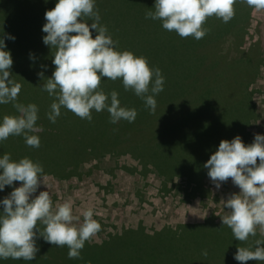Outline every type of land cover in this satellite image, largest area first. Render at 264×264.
Wrapping results in <instances>:
<instances>
[{"label":"clouds","instance_id":"obj_1","mask_svg":"<svg viewBox=\"0 0 264 264\" xmlns=\"http://www.w3.org/2000/svg\"><path fill=\"white\" fill-rule=\"evenodd\" d=\"M236 2L154 0L153 10L147 11L145 18L159 20L163 29L181 38L200 40L207 34L205 21L214 16L228 23L235 15ZM240 2L264 10V0ZM95 3L96 0H56L55 6L45 12L42 32L46 35L42 39L52 51L55 68L42 90L54 97L47 114L52 123L61 115V108L89 122L93 110H106L112 124L121 120L134 122L137 111L121 106L116 91L105 94L100 90L102 78L121 80L124 89L143 99L152 113L157 109L155 96L164 90V76L158 67H150L144 56L116 47L107 26L100 23ZM5 39L15 40V36L0 35V105L12 103L16 114L0 117V142L22 136L27 146L38 148L37 133L42 131L36 123L39 109L34 103L17 102L21 84L10 78L13 60ZM38 75L43 77V72ZM203 166L217 189L229 178L239 188L224 201L223 207L230 214L220 216L222 225L228 226L240 242L256 236L257 227L264 229V135L255 134L247 145L239 135L230 141L221 140ZM14 182H20L19 186L12 187ZM41 185L46 190L33 195ZM5 186L12 187V191L0 199V259L34 260L39 251L37 234L53 246H66L69 259H80L85 243L101 230L93 209L85 210L81 220L73 214L71 202L54 205L44 183L43 166L27 156L16 160L9 153L0 155V191ZM202 254L207 256V251ZM234 259L241 264L250 260L264 262V238L255 240L254 247H238Z\"/></svg>","mask_w":264,"mask_h":264},{"label":"rangeland","instance_id":"obj_2","mask_svg":"<svg viewBox=\"0 0 264 264\" xmlns=\"http://www.w3.org/2000/svg\"><path fill=\"white\" fill-rule=\"evenodd\" d=\"M119 1L99 0L100 4L95 5V8L99 11L100 23L107 26L113 40L117 42L116 47L121 51L127 50L126 47H129V43L121 39L120 36L133 37L134 39L145 38L141 44H136L135 50L129 51L137 56L146 57L149 66L158 67L163 74L164 68L171 65L168 50L173 46L164 42L173 38L174 32L163 29L159 20L147 19L146 24L142 26L145 33H141L132 24V16L129 14L122 17V24L113 22L108 10L113 9ZM238 1L240 0L234 4L235 11H239ZM55 3L56 0H47V2L45 0H0V13L11 23L13 30L24 37L23 33H28L32 28H42L46 22L44 18L46 10L53 8ZM103 4L105 5L104 8H102ZM153 6L154 0H149L146 4H139L136 8L139 11V17L147 11L153 10ZM241 6L240 12L247 16L242 23L231 28L234 23L228 26L220 19L219 23L213 20L210 28L207 27V34L199 40L200 42L192 38L194 42H189V45L197 48L202 47L208 52L212 62H218V65L213 66L211 71L205 73L208 78L199 80L196 89L200 91L211 86L212 91L214 90L213 93L216 94L218 88L213 85L218 79L216 74L219 75V80L225 81V77H228L226 81L229 89H219V99L225 102L232 101L238 95V88L241 85L240 79L237 82L233 79L237 73L228 69L230 61H234L237 66L239 65L241 72H245L246 75L252 71V59L258 61L255 67L256 73L254 72L245 89V93L250 96V103L254 106L253 115L243 128L245 134L242 141L247 145L253 142L255 134L264 135V17L262 19L264 10L250 8V11L244 14L247 5L243 3ZM87 22L91 23L90 20ZM90 31L92 30L90 29ZM218 32L223 33V35L214 42L215 46L213 43L210 45L206 41V36L210 39ZM94 36L95 32H93ZM38 39L37 32H35L26 42L29 44L34 41L36 46L42 48L43 41L40 39L38 42ZM237 47L250 57V62L245 63L242 67L240 64L244 61L245 56L238 53ZM45 52H47L46 55L48 54L47 56L43 55L45 67L54 70L53 54L49 46H46ZM210 59L206 58L205 65H200V74L210 64ZM169 73L167 76L170 75ZM168 79L175 80V74L172 73ZM193 91L195 89H189L185 94L196 95L197 92ZM178 98L181 100L180 98H184V95ZM186 99L190 100L189 97ZM183 100L188 104L185 99ZM195 100L199 102L197 97ZM164 101H158L157 108L167 110L168 105ZM178 103L180 104V102ZM169 112L174 113V110ZM244 118L238 108L227 110L215 123L199 129L198 134L193 137L198 139L197 142L195 140L196 145L194 144L184 150H187L190 158L194 154L198 157L210 156L209 153L213 152L211 150L213 142L220 143L234 131L239 130L241 127L239 122ZM134 155L131 152L115 154L111 151L99 154V156L90 153L75 170L69 167L67 170L72 171L65 178H61L60 173L44 172V183L47 185V191H49L54 205L65 201L71 202L73 214L81 220L85 210L93 209L94 219L100 223L101 230L86 243L98 245L128 230L140 229L149 236L162 230L178 233L184 226H226L222 225L221 217L230 213L228 209L223 207L224 201L231 194L239 192V188L232 183L231 178L217 189L207 172L202 179L204 191H196L194 196L187 198L185 193L187 186L182 177L177 176L172 182H165L164 175L159 174L153 167H143L141 161ZM171 161L169 164H177L173 160ZM189 163L191 162L189 161ZM19 183L14 182L12 187H18ZM12 187L8 191H0V199L7 196L12 191ZM193 187L191 184L187 189ZM43 190H46L45 185H41L37 193L33 195H38L39 191ZM40 227L43 230V226ZM256 231L257 235L250 236L252 239L245 242H240L233 237H224L221 240L218 238V240L210 243H203V246L209 247L211 251L221 255L237 250L238 247H251L254 246L255 240L264 238L262 236L264 229L257 227ZM186 235L188 234H183L180 237L186 238ZM173 239L177 240L174 236ZM177 243V247L178 245L187 247V244H179V240ZM36 245L39 249L36 256L45 257L44 264H101L103 257H106L103 262L110 264H167L173 258L172 255L166 254L167 258L158 261L157 256L161 253L157 251L141 254L135 248L140 244L131 238L115 243L110 249H105L101 255L89 252L94 255L90 256L88 251L82 249L80 259H69L66 246L63 247V250L66 251L64 256L54 250L53 245L44 240L42 243L41 240L36 239ZM0 261V264H23L24 262L23 260L12 259H0ZM203 264L218 263L203 262ZM219 264H241V262L229 259V262L221 261ZM246 264H258V262L250 260ZM259 264H264V262H259Z\"/></svg>","mask_w":264,"mask_h":264},{"label":"trees","instance_id":"obj_3","mask_svg":"<svg viewBox=\"0 0 264 264\" xmlns=\"http://www.w3.org/2000/svg\"><path fill=\"white\" fill-rule=\"evenodd\" d=\"M148 1L120 0L113 9L108 10L111 14V20L122 24V17L129 14L132 16V24L137 27V30L145 33L142 26L146 24L147 19L145 14L139 17V11L136 8L139 4H146ZM238 3L239 11L236 10L231 22L227 23L228 26L234 23L231 28L239 25L247 18L246 15H242L240 12L243 3L240 1ZM98 4L100 2L96 0L95 5L98 6ZM104 6L103 4L102 8ZM250 8L247 5L244 14L250 11ZM263 17L264 14L262 19ZM213 20L216 23L220 22L218 18L213 16L205 21L203 27L205 29L207 27L210 28ZM0 29H2L0 35L6 33L15 36V40L5 39V44L13 60L10 78L21 84L17 102L23 104L34 103L38 106V120L36 123L42 129V131L37 133L40 138V146L38 148L27 146L22 136H10L7 140L0 142V155L9 153L16 160L27 156L33 161L39 162L43 166L44 172L60 173L61 178L69 176L72 170L67 169L70 167L75 170L90 153L99 156V154L107 151L115 154L131 152L133 155L135 154V158L141 161L143 167H153L159 174L164 175L165 182H172L174 177L179 176L184 179L183 182L187 188L193 184L194 187L186 188L185 192L187 198L192 197L196 191H204L202 179L208 169L204 168L203 165L210 158V156L198 157L195 154L190 158L187 150H184L195 144L196 139L193 137L198 134V130L215 123L227 110L238 108L245 118L239 122L241 123L240 129L233 133L231 132L232 134L229 135L227 140L230 141L237 135L242 139L245 134L243 128L253 115L254 106L250 103V96L245 93V89L256 71L255 67L258 61L252 59V71L250 74L248 72L247 75L245 72H241L239 65L237 66L234 61H230L228 69L237 73V76H234L233 79L236 82L240 79L241 85L238 88V95L232 101H221L219 99V89H229L226 81L228 77H225V81L219 80L218 74H216L218 79L209 78L217 80L216 84H213L218 88L216 94L213 93L214 90L212 91L211 86L200 91L196 89L199 80L208 78L205 73L211 71V68L218 65V62H212L207 54L208 52L203 50L202 47L197 48L189 45V42H194L192 37L181 38L174 32L173 38H169L164 42L173 45L168 50L171 65L164 68L162 74L164 76V90L155 96L157 103L165 100L164 102L168 105L167 110L157 108L156 112L152 113L145 106L143 99L135 95L132 90L126 91L124 89L121 80L113 81L102 78L100 90H103L105 94L116 91L121 106L134 108L137 111L134 122L129 123L121 120L117 124H112L109 122L110 116L106 110L99 113L93 110V119L89 122L86 119L79 118L71 111L61 108V115L56 119L55 123H52L49 121L47 114L50 111V105L54 97L49 96L47 91L42 90V85L46 82V78H50L54 71L53 69H46L43 61V58H45L43 55H48L45 52L46 45L42 43L43 47L41 48L38 45L36 46L34 41L29 44L26 42L35 32H37L39 37L38 42H40V39L43 41L42 38L46 33L42 35V28H32L28 33H23L26 37H22L13 30L11 23L1 13ZM222 35L223 33L220 34L218 32L210 39L206 36V41L210 45L213 43L215 46L214 42L220 39ZM120 38L129 43V47H126L127 50H135L136 44H141V41L145 39H134L128 36H120ZM198 42L200 41L198 40ZM236 49L238 53H242L245 56L240 66L242 67L245 63H249V55L238 47ZM30 53L33 57L31 59ZM206 58L210 59V64L200 74V65H205ZM40 72H43V77L38 75ZM167 73L170 75L174 73L176 79H168L170 75L167 76ZM192 88L195 89L193 92H197L196 95L185 94L189 89L193 90ZM181 95H184V98L179 100L178 97ZM186 97H189L190 100L186 99ZM195 97L198 98L199 102H196ZM171 110H174V113H170L169 111ZM10 114H16L12 103L0 105V117ZM218 145L219 142H213V147L211 148L213 152H210V155L215 152ZM171 160L177 164H169L172 162ZM9 188L11 187L5 186L4 190L8 191ZM183 234H188L189 236L186 235V238L180 237ZM38 235L36 239L41 240L43 243L44 239ZM173 236L177 240L173 239ZM224 237L232 238V231L227 226L222 227L219 225H209V227L204 225L184 226L178 233L171 230H162L149 236L143 233L142 230L137 229L124 231L120 235L114 236L98 245L85 243L83 249L88 251V253L93 252L101 255L105 249H110L115 243L131 238L140 244L135 248L141 254L160 252L161 254L157 256L158 261L167 258V255H172L173 258L167 264H203V262L219 264L221 261H226L227 263L229 259L234 260V253L237 250L221 255L211 251L209 247L206 248L203 243H210L218 240V238L221 240ZM251 239L252 237H249L248 240ZM178 240L180 241L179 244H187V247L181 245L177 247ZM52 248L65 256L66 251L63 250V247L52 246ZM205 250L207 251V256L202 254ZM89 255L94 256L91 253ZM105 258H102L101 264H110L103 262ZM44 261L45 257L39 255L36 256L33 262L24 261L23 264H44Z\"/></svg>","mask_w":264,"mask_h":264}]
</instances>
